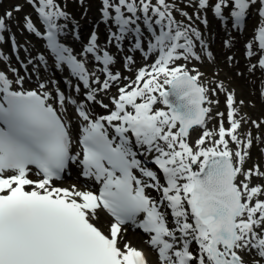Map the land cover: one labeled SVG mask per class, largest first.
Returning a JSON list of instances; mask_svg holds the SVG:
<instances>
[{"label":"snow or ice","instance_id":"1","mask_svg":"<svg viewBox=\"0 0 264 264\" xmlns=\"http://www.w3.org/2000/svg\"><path fill=\"white\" fill-rule=\"evenodd\" d=\"M28 2L46 28L41 32L31 16H25L24 30L42 37L55 65H67L88 89L85 102L77 105L79 117L87 123L80 129L82 152L74 154L70 123L50 103L53 96L47 84L28 90L23 87L24 76L13 79L0 70V264H149L142 250L123 242L129 224L150 234L149 243L162 264H246L240 253L251 250L264 258V199H260L264 187H250L246 182L254 174L252 169L243 170L247 151L242 148L234 153L228 146L229 138L245 144L237 134L241 120L236 118L234 93H227L230 127L221 122L218 133L205 130L195 145L189 142L191 130L206 128L211 109L204 105L212 101L209 89L200 83L202 74L193 75L177 61L200 59L195 47L197 40L204 46L202 34L177 22L172 12L175 5L166 0H101L104 21L115 26V30L109 28L108 43L122 46L134 35V50L146 57L155 53L158 58L118 88V95L111 98L113 110L94 118L86 109L87 102H95L98 92H106L121 80V74L110 68L114 56L101 48L93 32L83 55L101 62L107 77L93 79L86 60L62 42L67 25L58 21L70 17L58 0ZM257 3L264 17V0H216L214 5L198 0V7H211L222 22L229 20L225 9H230L239 28ZM19 11L20 5H15L0 16V42L5 40L8 20ZM141 22L151 35L146 48ZM203 23H208L207 18ZM255 31L253 40L264 53V23ZM12 40L15 44L14 36ZM246 47L249 57L256 54L253 41ZM8 59L0 52V60ZM39 60L47 65L43 54ZM126 63L133 64V57L127 56ZM258 63L264 68V55ZM10 71L18 74L19 70ZM56 99L62 108L66 100L77 104L58 89ZM106 125L115 135L110 136ZM209 139L211 147L205 146ZM137 145L153 154L166 183L138 158ZM251 146L249 138L246 147ZM73 162L83 166V176L102 185L98 193L75 185H54ZM30 174L41 178L32 179ZM241 175L246 181L237 183ZM255 175L264 176L259 166ZM150 189L160 192V199H153ZM166 209L175 218L174 227L169 225ZM105 211L114 218L107 234L93 222ZM193 242L199 245L198 253L190 247Z\"/></svg>","mask_w":264,"mask_h":264},{"label":"rangeland","instance_id":"2","mask_svg":"<svg viewBox=\"0 0 264 264\" xmlns=\"http://www.w3.org/2000/svg\"><path fill=\"white\" fill-rule=\"evenodd\" d=\"M96 1L98 2V0ZM166 2L169 5H175V7L172 8V11H176L179 17L183 18L188 22L190 21L192 22V20H196L197 16L195 14L194 9L199 7H198V2L196 3L195 0H166ZM18 4L20 3L18 2ZM61 7L64 9V11H68V13H73L72 14L73 17H79L83 20L86 17L87 19L90 18L89 15L81 16V14H79V11L77 9L79 7V0L68 1L67 3L62 4ZM184 13H187V15H184ZM189 17H191V19H189ZM226 56H227L226 54H223V57L219 59V65L223 66V74L225 75L227 81H230L233 85L238 87L240 97L243 98V101L245 103L244 107L246 112L251 114L252 119H256L259 123L262 124V117L260 116L264 114V111L263 109L258 107L259 96H258L257 87L255 86L254 89L252 88L251 84L253 83V80L251 78L247 79L246 77L239 76V69L237 68L233 69L230 63L226 60ZM210 68L212 69L213 74L216 73V70H219L218 66H212ZM219 78L225 79L222 76H219ZM205 82H206V75L203 74L200 77V83H205ZM238 104L240 105L241 101L238 100ZM251 116L247 120H249L250 123L252 124ZM262 129L263 132L261 137L259 136V133L257 131L255 133V138L257 139V142L255 144L256 152L258 151V146L264 143V124L262 125ZM257 158L258 156L252 157V161H254ZM254 183H258V180H256Z\"/></svg>","mask_w":264,"mask_h":264},{"label":"bare ground","instance_id":"3","mask_svg":"<svg viewBox=\"0 0 264 264\" xmlns=\"http://www.w3.org/2000/svg\"><path fill=\"white\" fill-rule=\"evenodd\" d=\"M12 27V22H11V20L8 22V28L7 29H9V28H11ZM67 34H69V35H72V34H74L72 31H67ZM66 34V35H67ZM75 38L77 39V37L75 36ZM32 47L34 48V47H36V45H32ZM22 50H24V51H28L27 50V48L25 49V48H23ZM0 52H3L2 50H0ZM34 52H35V54L36 53H38V51L37 50H35L34 49ZM33 59L34 61H39L38 60V58H39V55L38 56H36V58L37 59H35L34 57H31L30 55H28V57L26 58V61L27 60H31V59ZM28 69H31V68H28ZM16 76V75H15ZM26 82H28V80L25 78V82L24 83H26ZM232 89H234V88H230V90H232ZM159 107H162V105L160 104V106ZM88 183H90V181L88 182ZM91 183H93V182H91ZM100 221H103V220H106V219H109V217L106 215V213H104V212H101L100 214ZM99 221V223H101L102 224V222H100ZM142 230V229H141ZM143 231V230H142ZM143 233L144 234H148V233H145L144 231H143ZM134 238H136L137 240H133ZM141 235L138 233V232H129L128 233V236L124 239V241L125 240H129L130 242H132V244H141V245H144V242H143V240L141 241ZM139 242H141V243H139ZM148 255H149V257L151 258V261L153 262V261H155L154 260V257H153V254H152V252L150 251L149 253H148ZM155 264V263H154Z\"/></svg>","mask_w":264,"mask_h":264}]
</instances>
